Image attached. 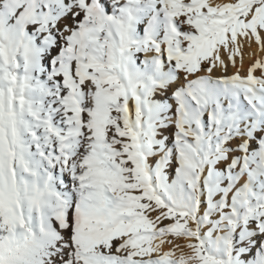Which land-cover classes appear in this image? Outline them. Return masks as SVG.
<instances>
[{
	"label": "snow or ice",
	"instance_id": "1",
	"mask_svg": "<svg viewBox=\"0 0 264 264\" xmlns=\"http://www.w3.org/2000/svg\"><path fill=\"white\" fill-rule=\"evenodd\" d=\"M0 264H264V0H0Z\"/></svg>",
	"mask_w": 264,
	"mask_h": 264
},
{
	"label": "bare ground",
	"instance_id": "2",
	"mask_svg": "<svg viewBox=\"0 0 264 264\" xmlns=\"http://www.w3.org/2000/svg\"><path fill=\"white\" fill-rule=\"evenodd\" d=\"M253 48H255V46H253ZM250 62V58L249 57H246L245 58V62H244V68H242L241 70H244L247 68L248 64ZM233 69H231V66H230V71H232ZM167 247V245H165V248Z\"/></svg>",
	"mask_w": 264,
	"mask_h": 264
},
{
	"label": "rangeland",
	"instance_id": "3",
	"mask_svg": "<svg viewBox=\"0 0 264 264\" xmlns=\"http://www.w3.org/2000/svg\"><path fill=\"white\" fill-rule=\"evenodd\" d=\"M243 71H244V70H241L242 74H243Z\"/></svg>",
	"mask_w": 264,
	"mask_h": 264
}]
</instances>
